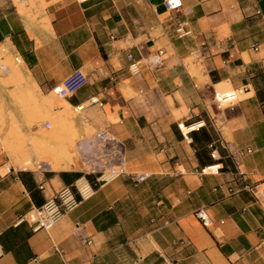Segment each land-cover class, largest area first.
Instances as JSON below:
<instances>
[{
	"label": "crops",
	"instance_id": "crops-1",
	"mask_svg": "<svg viewBox=\"0 0 264 264\" xmlns=\"http://www.w3.org/2000/svg\"><path fill=\"white\" fill-rule=\"evenodd\" d=\"M35 2L0 0V46L37 91L88 76L58 109L98 97L83 117L123 143L128 175L34 230L25 215L85 171L18 168L0 141V264H264V0H182L179 12L161 0ZM225 86L238 97L218 107ZM239 169L257 193L228 191Z\"/></svg>",
	"mask_w": 264,
	"mask_h": 264
},
{
	"label": "built area",
	"instance_id": "built-area-1",
	"mask_svg": "<svg viewBox=\"0 0 264 264\" xmlns=\"http://www.w3.org/2000/svg\"><path fill=\"white\" fill-rule=\"evenodd\" d=\"M163 6L168 11L179 12L182 8V0H161ZM179 37H184L191 33L186 22L179 23L175 29ZM158 55H163V51L159 50ZM128 59L132 60V55H128ZM162 59H157L156 62H161ZM139 62L132 64L133 71L137 72V65ZM89 83L88 76L81 70H76L71 73L62 83L53 88V93L60 98H68L73 96L78 90ZM224 97V96H223ZM238 94L236 91L224 97L225 100H230L229 104L237 100ZM214 100L218 107H222L223 101L217 93ZM98 105L103 106V103L98 97H91L86 102L79 105V110H85L89 107ZM49 127V124H46ZM79 152L81 153V161L85 166L84 175L75 181L70 186H65L58 192L50 196L46 202L38 208L29 211L25 216L28 222L33 225L34 230L51 229L57 221L64 215L70 213L80 203V200L89 198L93 194L95 187L108 184L122 176L128 175L126 168L125 148L123 143L114 135L108 133L106 130L98 131L90 141H79ZM250 151V150H248ZM212 157L216 158L215 150L212 152ZM209 167L202 169L203 174H214L219 171V167L215 171H207ZM7 172H11V167L6 168ZM92 176V180L90 178ZM148 174L144 173L136 176L137 182H143L148 178ZM240 186L237 189L229 188L231 194L246 190L257 193L258 184H251L247 182L245 173L238 170ZM85 186V189L82 187ZM43 190L44 187L40 186ZM197 217L206 226L210 223V219L203 209L196 212ZM79 227V226H78ZM80 235V234H79ZM81 236V235H80ZM83 244H91V239L83 235L81 236ZM141 259H136V264ZM167 264V263H166Z\"/></svg>",
	"mask_w": 264,
	"mask_h": 264
},
{
	"label": "rangeland",
	"instance_id": "rangeland-1",
	"mask_svg": "<svg viewBox=\"0 0 264 264\" xmlns=\"http://www.w3.org/2000/svg\"><path fill=\"white\" fill-rule=\"evenodd\" d=\"M29 2H31L32 5L36 3L35 0H15L17 6L21 9L23 5L28 4ZM5 51L6 50H0L3 54L0 53V141L11 161V164L23 169L19 164L18 159L22 157L20 156L21 153H23L21 155L28 153L29 156H31V159H33V165L29 170L33 172L49 171L51 167L49 168L46 163L44 164V162H41L43 159L45 160L48 158L47 155L49 153H44L46 155L42 156L43 153L39 151L37 152L34 144L37 141L38 143H42L41 145H37L39 147H42V145L45 147L53 146L55 148L59 146L64 148V150H70L69 152L74 159L72 158L73 164L69 166V169L74 168V165H78V163H81V166L84 169L85 166L81 161V153L79 152L78 147L79 141H90L98 131L104 130V128L97 129L94 124H90L83 117L87 114L88 110L92 109L94 106L85 110H79L77 107L75 109L71 108L69 110L71 117L66 121H62L59 118L62 109L59 111L58 108L63 106L61 102L64 98H60L53 93L37 91L42 97L39 96L40 100H43L44 98L48 99L52 95L49 100L53 102V107H46V109L45 107L38 106L37 102L27 95V91H22L20 87H24L23 84L20 85L21 82L18 83V81L15 82L16 79L13 77L12 73L14 71V66H19V70L21 67V64L18 63L16 59L18 55H13L9 49L7 52ZM7 54L11 55L12 58ZM6 55L11 59H8ZM6 59H8L9 62L11 60L13 62L11 61L10 63H7L8 61ZM22 94H24L25 97H23L24 95ZM30 98L31 100H29ZM228 104L229 103L226 105ZM95 109L99 111L101 110L99 107H95ZM2 117L3 120H1ZM71 118L73 123L69 121ZM46 124H49L48 128L46 127ZM21 147L25 151L21 149L22 152L19 153ZM90 178L92 179V176H90Z\"/></svg>",
	"mask_w": 264,
	"mask_h": 264
},
{
	"label": "bare ground",
	"instance_id": "bare-ground-1",
	"mask_svg": "<svg viewBox=\"0 0 264 264\" xmlns=\"http://www.w3.org/2000/svg\"><path fill=\"white\" fill-rule=\"evenodd\" d=\"M9 45V44H8ZM3 46V44L0 46V50L2 51H4V50H6L5 52H7V48L6 47H2ZM9 47H10V45H9ZM1 53V52H0ZM2 54V53H1ZM9 54H11V53H9ZM9 54H7V55H9ZM3 55V54H2ZM1 55V56H2ZM6 55V57H8ZM11 58H12V56L11 55H9ZM11 58H9L8 57V59H11ZM8 59H6L7 61H8ZM17 62L18 63H22V60H21V58L18 56L17 58ZM2 60V59H1ZM12 61V60H11ZM10 61V62H11ZM5 62V61H4ZM9 61L7 62V63H10ZM13 62V61H12ZM17 63V64H18ZM12 64V63H11ZM9 65V64H8ZM16 65V64H15ZM4 66V65H3ZM13 66H14V63H13ZM6 67H10V66H6ZM19 66H17L16 65V67L14 66V71H13V77H14V79H16V81L15 82H17L18 81V83L19 82H21L20 83V85L21 84H23V86L24 87H20L21 89H22V91L23 90H25V91H27L28 92V94L27 95H29L30 97H32V99H34L36 102H37V104H38V106H41V107H45V109H46V107H53V102L51 101V100H49L50 98H51V96H50V98H48V99H46V98H44L43 100H40V98H39V92H37V88L36 87H34L33 86V84L31 85L26 79H24L21 75V73H20V70H19V68H18ZM6 69V68H5ZM25 71H27V69L25 70ZM10 72H12V71H10ZM29 73V72H28ZM11 75V74H10ZM29 79V78H28ZM39 91V90H38ZM232 89L230 88V87H226L225 86V88L224 87H222V88H219V96L220 97H222V103H229L228 101H230V100H225V99H223L224 97H226V96H228V95H230V93H232ZM26 92V93H27ZM41 94V93H40ZM20 95V94H19ZM22 95H24V94H22ZM26 95V96H27ZM224 96V97H223ZM23 97H25V95L23 96ZM41 97V96H40ZM17 98V97H16ZM42 98V97H41ZM46 99V100H45ZM29 100H31V98L29 99ZM33 103V102H32ZM35 103V102H34ZM61 104H63V105H65V101L63 100L62 102H61ZM27 107V106H26ZM71 108H70V106L67 104L66 105V108L64 107V109H62L61 111H60V115H59V118L62 120V121H66V120H68L71 116H70V110ZM72 109H74V108H72ZM47 110H48V108H47ZM57 118V117H56ZM1 120H3V117H2V119ZM71 123H73V121H72V118H71V120H69ZM62 123H64V122H62ZM65 124V123H64ZM198 126V125H197ZM195 128V127H194ZM182 129L185 131V132H188L190 129H191V127L190 128H187V127H185L184 125H182ZM46 133V132H45ZM33 137H35V136H33ZM90 137V136H89ZM41 139V138H40ZM38 140V139H37ZM64 140V139H63ZM39 141V140H38ZM33 143V142H32ZM50 143V142H49ZM35 144V149L37 150V152L39 151V152H41V153H43V155L42 156H44V155H46V154H48L47 156H48V158H50V159H43V161H41V162H44V164L46 163L47 165H49L52 169H57V170H66V171H68L69 170V166H71L72 164H73V157L71 156V154H70V150L68 151V150H64V148H62V147H48V146H44V145H42V147H39V146H37V145H41L42 143H38L37 141H36V143H34ZM24 148V147H23ZM21 149H22V147L20 148V151H19V153L20 152H22L21 151ZM23 151H25L24 149H22ZM64 150V151H63ZM17 153V152H16ZM44 153H46V154H44ZM21 154H23V153H21ZM20 154V156H22V157H20L18 160H19V164L22 166V168L23 169H26V170H28V169H30L31 168V166L33 165V159H31V156H29V154L28 153H26L25 155H21ZM19 156V155H18ZM40 156V155H39ZM46 156V157H47ZM50 156V157H49ZM52 156V157H51ZM16 157V156H15ZM45 157V158H46ZM73 158V159H72ZM75 164V163H74ZM218 166L217 165H214V166H211L210 168H208V170L207 171H215L216 170V168H217ZM71 168V167H70ZM83 189H85V186H83L82 187Z\"/></svg>",
	"mask_w": 264,
	"mask_h": 264
}]
</instances>
